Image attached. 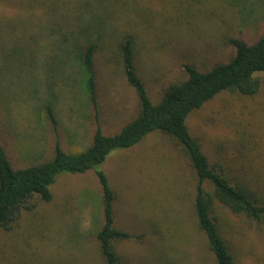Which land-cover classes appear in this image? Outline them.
Listing matches in <instances>:
<instances>
[{
    "label": "rangeland",
    "instance_id": "rangeland-1",
    "mask_svg": "<svg viewBox=\"0 0 264 264\" xmlns=\"http://www.w3.org/2000/svg\"><path fill=\"white\" fill-rule=\"evenodd\" d=\"M82 1L0 0V138L16 168L51 159L57 142L83 152L97 116L112 135L137 114L118 47L124 37L134 39L139 71L157 101L186 77L185 64L209 70L235 54L233 38L253 42L264 32V0ZM96 20L109 31L94 55L95 104L80 51ZM258 76L255 95L221 92L188 125L214 165L264 199V73ZM102 167L117 194L116 225L131 235L117 243L123 264H216L195 214L196 172L170 135L153 132L113 151ZM51 189L50 202L35 196L33 209L0 227V264H105L96 172L62 173ZM215 215L235 264H264V217L236 214L219 201Z\"/></svg>",
    "mask_w": 264,
    "mask_h": 264
},
{
    "label": "trees",
    "instance_id": "trees-1",
    "mask_svg": "<svg viewBox=\"0 0 264 264\" xmlns=\"http://www.w3.org/2000/svg\"><path fill=\"white\" fill-rule=\"evenodd\" d=\"M94 1L90 0V5H94ZM82 2L88 6L86 0ZM96 22L95 30L89 32L86 29L88 44L80 51L83 68L89 75L86 86L95 104L94 55L109 31L103 20ZM231 41L236 51L230 60L206 71L193 64H185L186 77L171 82L160 100L155 101L139 71L135 41L132 37H124L118 47L128 83L138 98L137 114L118 133L112 135L103 132L97 116V128L86 150L78 154L68 153L57 142L51 159L25 168L14 166L0 138V227L9 228L24 209H33L35 205L32 200L35 196L50 202L53 199L51 186L62 173L94 170L103 191L104 220L97 233L100 252L105 264H123L117 243L129 239L131 235L116 225L117 194L102 166L113 151L130 149L149 134L160 131L170 135L182 147L196 172L195 214L216 264H235V257L215 215L216 202L219 201L236 214L260 219L264 217V199L247 184L234 181L223 167L214 165L188 125L189 115L221 92L237 91L252 96L259 91L261 80L258 74L264 73V32L253 42L239 37ZM48 109L50 121L55 126L56 114L50 107Z\"/></svg>",
    "mask_w": 264,
    "mask_h": 264
}]
</instances>
